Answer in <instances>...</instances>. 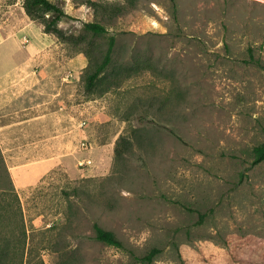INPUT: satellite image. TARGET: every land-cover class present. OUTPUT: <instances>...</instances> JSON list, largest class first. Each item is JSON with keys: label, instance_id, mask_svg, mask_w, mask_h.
<instances>
[{"label": "rangeland", "instance_id": "1", "mask_svg": "<svg viewBox=\"0 0 264 264\" xmlns=\"http://www.w3.org/2000/svg\"><path fill=\"white\" fill-rule=\"evenodd\" d=\"M53 1L85 40L0 0V264H264V0ZM37 157L35 184L5 178Z\"/></svg>", "mask_w": 264, "mask_h": 264}, {"label": "trees", "instance_id": "2", "mask_svg": "<svg viewBox=\"0 0 264 264\" xmlns=\"http://www.w3.org/2000/svg\"><path fill=\"white\" fill-rule=\"evenodd\" d=\"M170 1L173 9L175 10V0ZM82 3H85L87 6L92 8L95 17L97 15H101L102 18H106L107 20H110L111 18L124 12V7L116 3H107L98 0H83ZM22 6L29 17L37 20L42 25V29L45 33L55 34L60 39L74 43H79L80 41L85 40V36L74 37L73 35H68L59 27V21L65 17H69L60 2L53 0H23ZM83 28L91 38L97 37L107 32L105 24L96 18L95 20L84 22ZM114 42V36H109L108 44L106 50L103 53L102 59L97 63L94 70L87 77L88 88H91L95 84L100 73H102L104 68H106L111 62ZM250 56L252 57V55ZM254 62L259 64L257 60ZM262 69L264 70V66H262ZM171 132L175 134L173 131ZM177 138L179 139L178 136ZM255 152L257 157L254 159V163H257L264 157V144L256 147ZM93 237L94 239L108 245H113L115 247L122 246L121 241L112 231L103 228L96 222L93 223ZM157 251V249H152L147 255L144 256V260L147 264H150L154 254Z\"/></svg>", "mask_w": 264, "mask_h": 264}, {"label": "crops", "instance_id": "3", "mask_svg": "<svg viewBox=\"0 0 264 264\" xmlns=\"http://www.w3.org/2000/svg\"><path fill=\"white\" fill-rule=\"evenodd\" d=\"M3 42V41H0ZM1 55V54H0ZM3 63L0 59V76L5 73L8 66L2 67ZM32 143L29 147L32 148V151L37 150V147H34ZM35 148V149H34ZM56 162L50 161V159H39L32 158L28 161H21L15 163L11 166H7L4 170L5 178L11 179L15 187L23 188L28 187L33 184L47 172L49 169L53 168Z\"/></svg>", "mask_w": 264, "mask_h": 264}]
</instances>
